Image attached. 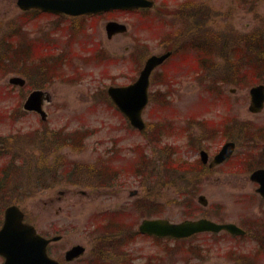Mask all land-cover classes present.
Returning a JSON list of instances; mask_svg holds the SVG:
<instances>
[{
  "label": "rangeland",
  "instance_id": "rangeland-1",
  "mask_svg": "<svg viewBox=\"0 0 264 264\" xmlns=\"http://www.w3.org/2000/svg\"><path fill=\"white\" fill-rule=\"evenodd\" d=\"M158 1L162 4L165 0ZM180 1L184 0H171V5L175 6V3ZM194 1L207 18L205 27L207 30L222 31L227 35H235L234 38L238 37V39L244 38L245 34L252 30L254 33L255 30L264 33V0ZM19 13L15 0H0V38L7 31L8 21L15 19ZM141 16L116 13L112 17H104L94 22L93 31L86 30L88 36L94 39L84 45V50L78 46L80 54L85 55L96 46L110 55L107 57L109 61L100 65H92L93 62L83 65L80 59H76L69 70L72 72L75 68L80 69L82 80L73 85L55 82L47 88L51 91L52 100L51 104L45 106L48 114L46 129L42 127L36 114H19L17 118L14 112L17 100L13 94H16L19 88L8 82V79L16 74L1 70L2 65H0V138L19 134L27 135L24 136L27 140L34 139L29 145H25L27 149L24 152L22 141L14 144L8 156L4 158L0 156V166L5 162L4 164H9L8 168L12 170L7 176L11 181L6 188L8 190L6 192L9 193L0 194V225L6 206L18 205L25 214V221L33 224L38 233L46 237L62 235L61 242L51 245V254L60 262L65 250L79 244L86 247V254H96L94 257L96 264H231L222 255L225 249L237 248L249 252L258 245L255 240H264V230L255 231V225L264 228V199H260L256 194L257 186L249 178L252 166H256L255 168L264 166V147L255 149L256 142L253 141L250 144L252 149L244 144L248 142L239 143L240 149L237 148L233 156L235 163L240 162L237 167L235 166L236 170L229 164L218 168L207 178L195 179L191 173L177 170L179 167L170 169L167 160L172 158L177 166L183 160H196L197 155L189 145L196 148L198 145L204 148L209 146L210 152L216 150L215 147L221 143L220 141L216 144L212 141L200 140L208 136L205 127L207 118L216 119L224 114V102L231 104L235 114L250 122L253 125L251 127L257 130L259 127L264 128V108L258 115L249 112L248 87L236 88L233 94L229 90L235 86L225 84L219 87L222 95L207 93L203 84H197L187 76L185 73L187 65L182 67L184 58L181 55L171 59L167 66L171 68L174 66L172 63L177 61L182 67L180 71L173 69L169 72L170 84L151 85V92L158 90L165 98L154 95L153 100H150L143 112L145 131L140 133L128 129L126 120L110 105L106 90L109 85H124L137 78V73L134 72L137 63L135 58L140 52H145L146 47L140 48L137 55L132 54L131 57L132 48L136 43L141 42L140 44L147 46V52L150 54H160L163 51L155 34L152 33L149 19L145 20V29H141L139 20ZM107 18H116L125 23L128 27L126 37L107 40L104 35V21ZM166 19L169 20V16ZM57 21L58 19L55 18L45 20L43 26ZM35 23L30 25L33 32L36 31ZM65 23H69V20L66 19ZM162 69L157 72L160 73ZM154 76L153 79L161 77L162 73ZM215 79L216 81L219 79L217 74L211 80ZM258 81L264 79L259 78ZM35 129L37 133L30 134ZM45 131L52 134V139L75 131L85 132L87 138L78 151L71 152L69 146L62 150L68 158L66 160L70 162L68 165L71 163L77 166L97 165L98 157L105 156V149H110L114 145L115 151L120 154L112 156L119 159L115 163L121 167L123 164H132L127 161H132L137 148L139 172L144 173L146 177L142 179L134 174H125L120 178L117 175L110 188L96 189L97 187L92 184L91 175L84 176L79 173V180L84 178L82 183L69 185L71 187L58 183L43 188L40 186L42 181L46 186L52 180L49 175L43 176L42 179L38 174L40 162L37 153L42 149L40 143L43 140L40 136ZM259 131L263 132V136H260L258 143L263 144L264 129ZM85 134H81L82 137ZM47 141L53 143L49 139ZM35 144L40 150L34 149ZM245 149L249 151L245 152ZM144 153L146 155L142 156ZM144 160L145 165L142 164ZM70 169L71 167L66 168L64 172H59L54 177L67 179ZM81 190L86 194L81 195ZM60 191L64 194L60 195ZM134 192L136 193L131 195ZM4 194L5 196L2 197ZM200 194L205 196L207 207L198 204L197 198ZM185 200L186 204L183 203ZM201 216H212L209 219L218 223L234 222L241 228H247L248 237L242 240L233 239L228 234L221 237L203 234L193 237L192 240L180 241L177 246L184 247L182 245L184 244L183 250L186 252L189 248L188 244L195 245L194 258L183 250L176 254L171 252L169 256L165 255L164 244L168 243L170 249H178L173 241L166 242L163 239L157 243L153 237L148 236L147 238L136 236L134 241L130 238V234L136 233L138 224L146 218H162L178 223ZM103 220H113L116 222L115 227L127 229L120 235L121 240L127 238V241H123L125 244L123 252L128 254L126 263L120 259L110 260L107 250L103 255H97L95 248L97 249L98 244H101L99 241L103 236H100L101 231L98 233L92 231L94 225ZM250 220L254 223L252 229ZM107 244V240H104L103 246ZM259 253L261 256L255 264H264V253ZM247 264H251V260Z\"/></svg>",
  "mask_w": 264,
  "mask_h": 264
},
{
  "label": "flooded vegetation",
  "instance_id": "flooded-vegetation-1",
  "mask_svg": "<svg viewBox=\"0 0 264 264\" xmlns=\"http://www.w3.org/2000/svg\"><path fill=\"white\" fill-rule=\"evenodd\" d=\"M150 1H152L153 3L151 8H147V10L139 9L138 11H136V13H140L141 11L150 12L149 22H151L152 33L155 34L156 40L160 44V47L162 48L164 53L170 54V58L168 61L182 55L184 58L182 67L187 65V71L185 73L187 74V76H190V78H192V80H194L197 84H204V82L211 80L215 74L218 75L219 79L222 78L221 80H225L229 77H232L234 79L237 74L241 73L237 70L234 72L235 68L237 67L236 62H242L245 60L240 58V40L238 39V37L234 38L235 35H227L222 31L214 32L213 30L211 31L205 29L207 18H205L204 12H202V10L199 9L198 5H196L197 2H195L194 0H184L180 1L179 3H175L174 6L171 5V0H165L162 4H160V1L158 0ZM116 13L126 14L128 12L123 13L120 11H110L104 14L93 16L69 17L67 15L59 16L44 12L42 10L29 9V11H21L16 21H8L4 43L7 45L9 66L14 70V74L16 75H19L16 71L18 70V68L24 69L26 71V76L19 75L24 77L26 83H24L21 88L17 87L19 88L18 92L16 94H13V96L17 100L16 111L18 112V114L25 115V113H27L31 115H37V113L33 111H26L24 109V102L27 97L31 93H33V91L38 90L47 93L49 103H44L45 108L46 105L51 104L52 100V94L51 91L47 89L48 87L54 85L55 82L73 85L75 84V82H79L82 80L80 77V69L75 68V70H72V72L71 70H69L70 65H72V63H74L76 59H80L78 47L79 36L76 26L77 20L79 19L80 21L84 22L87 25V29H91L93 31L95 28L94 22L104 17H112ZM167 16H169V20L166 19ZM51 18L58 19V21L47 23L45 25L46 27L43 26L45 24V20ZM66 19L69 20V23H65ZM109 21L121 22L116 18L105 19L104 35H106L107 40H112L116 37L121 36L126 37L127 33L116 34L112 37L108 36L105 32V27ZM32 23H35V32L32 31L33 28L32 26H30ZM72 23H74L73 26ZM141 29H145V23L144 25H141ZM32 33H38V35H31ZM251 34L252 31L245 34L246 39L249 43L252 41ZM92 39L94 38L91 36H86L85 42L88 43ZM242 39L244 40V38ZM75 46H77L78 49ZM93 49L95 50L96 47H93ZM102 52L104 53L103 50ZM42 63L44 64L42 73L36 74V71L33 70V66ZM165 63H167V61L160 64V67H157L151 73V76L162 73V77L158 80L160 85H169V81L171 79L169 78L171 77L169 75V72L173 69L175 71H180L179 69L182 68L178 65L179 63L177 61L172 63L174 66H172L171 68H168V64ZM238 65L240 69H246L249 66H254V63L252 60H250V63L246 64L244 67H242V64ZM160 69H162V71L158 73L157 71ZM244 71L248 74L249 72H251L248 69ZM39 75L41 76L39 77ZM129 83L118 86H127L129 85ZM109 86L118 87L114 85ZM235 91L236 89H231L229 92L235 94ZM224 108V114H222L220 118L218 117L216 121L208 122V136L206 138L202 137L200 140L201 142L207 140L215 142L216 144H218L219 141L221 143L215 147V151L210 152L209 146H207L209 148L205 147V149L201 145H198L195 141V144L198 145L197 148L196 146H189L194 150L195 155H197V159L194 161H187L185 165L190 166L191 163L199 160L201 162V166L204 167H199V169L204 170L206 174L209 170H211V172H214L218 170V168L228 164H230L234 168L235 160L233 156H230L228 159L223 160L218 164L214 163V158L217 157L223 145L227 144L228 142H233L234 144L241 142L239 141V137L234 138L232 136L234 131L233 128H244V126H247L248 122L247 120L239 118L232 110V105L227 101L224 102ZM35 133H37V129L31 131L30 134L33 135ZM67 139L71 145H65L64 143V145L57 144L51 147V149L54 151L52 155L57 157L58 162L57 165L54 166H59L58 172H64V169H66L68 166L71 167L70 165H68L70 162L66 160L67 156L64 155L65 152H63L62 150L67 148V146H69L70 148H78L83 146V140L79 141L77 145L73 144L72 135H68ZM32 140L34 141V139H28L27 145H29V142H32ZM34 149L40 150L36 144ZM70 151L73 152L72 150ZM116 153L117 152L115 151L114 145L110 149H105V154L109 157L108 159L111 158L112 154ZM202 154H205L203 158L206 159V162L202 161ZM37 156H39V153H37ZM80 166L85 167L82 165ZM102 167H105V165L100 164V166H98L99 169H101ZM40 170L43 171L41 167ZM71 170L73 169L71 168ZM97 178L100 180L101 178L107 179L108 175L101 172L97 174ZM65 182L66 180H62V183ZM71 184L72 183L70 182L67 183L66 187H71L69 186ZM253 225L254 223L250 225L251 229L253 228ZM255 227H258L255 228L256 232L257 230L260 231L261 225H255ZM116 232L117 230L110 231V235L116 234ZM110 235L107 234V237ZM60 237H62V235ZM115 237L117 236L114 235V237L112 238L115 239ZM231 237H233V239L242 238L243 240L244 238H247L248 235L244 233L242 236L232 235ZM255 242H257L258 245L254 248L253 251L243 252L237 248L225 249L222 255L224 259L231 264H247L248 262H250V260L251 264H255L256 260L261 256L259 250L261 253L264 252V240L261 241L257 239L255 240ZM86 253L83 255V257L76 260L78 264H88V260L94 261V257L96 256V254ZM97 253H99L98 250ZM109 254L110 260L115 258L116 254ZM123 256L128 257V254H123ZM0 259L2 260L3 256L0 255Z\"/></svg>",
  "mask_w": 264,
  "mask_h": 264
},
{
  "label": "water",
  "instance_id": "water-1",
  "mask_svg": "<svg viewBox=\"0 0 264 264\" xmlns=\"http://www.w3.org/2000/svg\"><path fill=\"white\" fill-rule=\"evenodd\" d=\"M19 7L34 5L45 11H52L69 15H91L93 13L104 12L105 10H134L136 8H147L151 6L148 0H18ZM24 8V7H23ZM107 31L110 35L116 32H125L124 26L114 23H108ZM168 55L160 57L152 56L147 62L145 68L140 72L139 79L127 87L108 88L109 96L114 101L118 109H120L130 124L137 130H142L144 121L141 113L144 106L148 102L147 91L150 72L158 66ZM10 84L23 85V80L19 78H11ZM251 105L249 110L258 113L264 106V87L259 85L250 90ZM48 98L44 92L33 91V93L25 101L24 108L28 111H37L42 120L46 119V113L42 111V99ZM235 147L233 143L225 144L215 163L228 159L233 153ZM205 154H202L204 157ZM206 162L205 158H202ZM250 179L258 184L257 193L264 197V169L256 170L251 173ZM199 202L206 205L203 196L199 197ZM3 224L0 228V254L5 257L3 264H59L54 259H50L46 249L50 242L59 240L58 237L43 238L38 234L34 226L27 224L24 219V213L18 206H8L4 210ZM142 234H150L161 237L187 238L192 234L200 232H215L226 230L229 233L243 234L234 224L218 225L206 219L197 221H183L178 224L170 223L168 220H145L139 225ZM81 246H73L65 254L66 261L80 257L84 253Z\"/></svg>",
  "mask_w": 264,
  "mask_h": 264
},
{
  "label": "trees",
  "instance_id": "trees-1",
  "mask_svg": "<svg viewBox=\"0 0 264 264\" xmlns=\"http://www.w3.org/2000/svg\"><path fill=\"white\" fill-rule=\"evenodd\" d=\"M255 31L256 32L251 35L252 41L250 43L247 41L246 38L243 41V50H245L244 51V57H246V62H244V61L238 62L237 61L236 62L237 67L234 70V72L236 70L240 71L241 69L239 68L238 64H242V67H244L246 64L250 63V60L253 59L252 61L254 63V66L248 67V69H250V71H251V72H249V77H246V73L242 72L241 75L237 74V76L234 79H232V77H229L227 79V82L230 84L234 85L236 83H240V81H243L244 82L243 85H247L248 83L255 82L259 78L264 79V33L262 31H258V30H255ZM36 67H39V66H36ZM242 69H244V68H242ZM236 131H237V133L235 132V130L233 131V133L235 134L236 137H239V139L241 138V139L246 140L248 142L247 144H252L251 141H253V143L256 142L255 148L259 149L257 145H258V142L260 141L259 138L261 136L259 134L262 133V131L254 129L253 127H251V125H249L248 127H244V128L238 127L236 129ZM50 136L52 137V134L50 135V134L46 133V131L43 132L42 135L40 136L41 140H43V141H41V143H40V145L42 146V149H41L40 154H39V156H40L39 167H41L43 170L49 168L51 170V177H53V176H55V166L54 165H56L57 160H54V161H52V163L47 165L48 164L47 162H49L50 156L54 153V151L50 147H53L59 143L60 144L67 143L68 139H66L63 136H56V140L54 141V144L51 145L47 141L48 137H50ZM75 138H78V136L74 137L73 139H75ZM262 139H264V137ZM14 144L16 145V139L15 140L0 141V156L1 157H4V155L8 156L9 155V149L11 147L13 149ZM73 144H75V143L73 142ZM250 147H252V146H250ZM248 151H249L248 149L245 150V152H248ZM249 154H251V153H249ZM245 155L250 157V155H248L246 153H245ZM244 160H246V158ZM4 163L2 166H0V168H1L0 169V194L8 191L6 188L11 183V181L7 179V176L9 175V173L12 170L10 168H8L9 164H4ZM145 163L146 162L144 160L142 164L145 165ZM237 164H240V162L238 161ZM143 165L141 166V168L143 167ZM255 167L256 166H252L251 168L253 169ZM113 169H114V167H113ZM94 171H95L94 169L90 170L88 172V174H91ZM104 172H105V174L110 176V175H112V173L114 171H112V169L111 170L104 169ZM138 173H139L138 176L141 177L142 179L144 177H146L144 175V173H142V172L140 173L139 171H138ZM43 175H44V177H46L45 172ZM108 179H109L108 183H112V181L114 180V177L108 178ZM4 183H5V185H2ZM100 185L106 186L104 182H101ZM7 193H9V192H6L5 194H7ZM5 194L2 195V197H4ZM185 202H186V200L183 203L186 204ZM114 223H116V222L113 220H109V221L103 220V222H99V223L94 225L93 232L101 231L103 233V235H102L103 238L99 241L102 245L98 244L96 250H98V252H99L98 254L100 256L104 254L105 250H107L109 253H113V254H116V255L122 257L123 261H125L126 259L123 256L122 252L124 250L123 247L125 245L123 243V241L124 242L127 241V238H125V240H121L120 235L123 234V231H121L122 228L115 227ZM120 225H122V224H120ZM115 229L117 230L116 234L110 235V231H114ZM107 234H109L110 236L107 237ZM114 235L117 236V237H115V239L112 238V237H114ZM104 240H107L108 244L106 246H103ZM177 248L178 249H175L176 252H172V254L178 253L180 250L184 249V247H182V246H177ZM119 251H120V254H118ZM183 251L185 253H187L185 250H183ZM189 253L196 254V252L193 249L190 250Z\"/></svg>",
  "mask_w": 264,
  "mask_h": 264
}]
</instances>
